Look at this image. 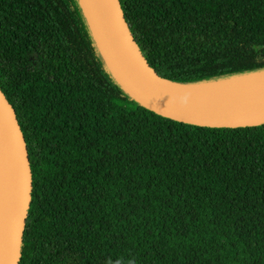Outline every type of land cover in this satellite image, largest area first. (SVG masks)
<instances>
[{
  "label": "trees",
  "instance_id": "1",
  "mask_svg": "<svg viewBox=\"0 0 264 264\" xmlns=\"http://www.w3.org/2000/svg\"><path fill=\"white\" fill-rule=\"evenodd\" d=\"M161 79L264 73V0H118ZM0 91L30 170L15 264H264V124L165 118L123 90L78 0H0Z\"/></svg>",
  "mask_w": 264,
  "mask_h": 264
},
{
  "label": "water",
  "instance_id": "2",
  "mask_svg": "<svg viewBox=\"0 0 264 264\" xmlns=\"http://www.w3.org/2000/svg\"><path fill=\"white\" fill-rule=\"evenodd\" d=\"M78 1L110 73L119 86L144 107L165 118L204 127L264 124V98L229 103L197 97L183 92L180 87L205 83L177 84L159 78L138 50L118 0ZM0 163L6 182L0 216V264H15L31 194L30 170L14 112L1 91Z\"/></svg>",
  "mask_w": 264,
  "mask_h": 264
},
{
  "label": "bare ground",
  "instance_id": "3",
  "mask_svg": "<svg viewBox=\"0 0 264 264\" xmlns=\"http://www.w3.org/2000/svg\"><path fill=\"white\" fill-rule=\"evenodd\" d=\"M102 47L108 52L103 43ZM180 89L197 97L229 103H245L264 98V73L250 74L199 85H186L181 86ZM5 191V176L0 163V216L5 199Z\"/></svg>",
  "mask_w": 264,
  "mask_h": 264
}]
</instances>
